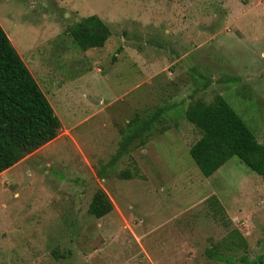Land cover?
<instances>
[{
  "label": "rangeland",
  "instance_id": "rangeland-1",
  "mask_svg": "<svg viewBox=\"0 0 264 264\" xmlns=\"http://www.w3.org/2000/svg\"><path fill=\"white\" fill-rule=\"evenodd\" d=\"M91 14L111 35L83 50L71 26ZM0 24L62 123L0 174V264H226L206 249L234 228L264 254V176L237 156L204 176L186 118L222 95L264 143V0H0ZM160 106L166 122L112 163Z\"/></svg>",
  "mask_w": 264,
  "mask_h": 264
},
{
  "label": "trees",
  "instance_id": "trees-1",
  "mask_svg": "<svg viewBox=\"0 0 264 264\" xmlns=\"http://www.w3.org/2000/svg\"><path fill=\"white\" fill-rule=\"evenodd\" d=\"M75 43L83 50L103 47L111 35L109 25L97 14L82 17L71 26ZM165 107L145 115L137 113L122 130V139L111 162H118L138 141L145 144L159 125L166 122ZM186 118L201 129L190 154L204 176H212L232 157L264 176V143L222 95L211 102L197 100ZM61 120L51 102L0 24V174L26 155L54 140ZM215 199V200H214ZM212 205L224 210L214 198ZM108 193L95 190L88 211L101 218L113 210ZM247 241L236 228L206 249V255L226 264H261L264 254L251 258ZM240 251L242 253H240Z\"/></svg>",
  "mask_w": 264,
  "mask_h": 264
},
{
  "label": "crops",
  "instance_id": "crops-1",
  "mask_svg": "<svg viewBox=\"0 0 264 264\" xmlns=\"http://www.w3.org/2000/svg\"><path fill=\"white\" fill-rule=\"evenodd\" d=\"M13 43V42H12Z\"/></svg>",
  "mask_w": 264,
  "mask_h": 264
}]
</instances>
